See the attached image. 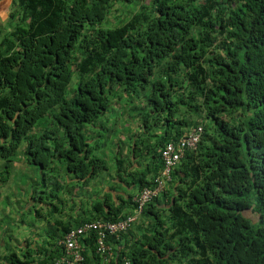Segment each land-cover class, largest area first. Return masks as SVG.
I'll return each instance as SVG.
<instances>
[{
	"label": "trees",
	"instance_id": "trees-1",
	"mask_svg": "<svg viewBox=\"0 0 264 264\" xmlns=\"http://www.w3.org/2000/svg\"><path fill=\"white\" fill-rule=\"evenodd\" d=\"M11 4L14 25L0 20L2 180L22 151L43 181L59 162L75 186L62 178L51 191L62 209L45 247L35 256L26 240L21 258L7 246L0 264H52L68 230L133 213L170 141L199 126L167 188L106 240V264H264V0ZM96 235L81 237L80 264H100Z\"/></svg>",
	"mask_w": 264,
	"mask_h": 264
},
{
	"label": "rangeland",
	"instance_id": "rangeland-1",
	"mask_svg": "<svg viewBox=\"0 0 264 264\" xmlns=\"http://www.w3.org/2000/svg\"><path fill=\"white\" fill-rule=\"evenodd\" d=\"M9 2L5 0L1 3V13L9 8ZM110 118L114 119L115 117L111 115ZM122 120L123 118L119 119L120 122ZM112 122L113 120H109L104 123V126L108 127ZM120 125H123V123ZM118 126L116 124V127L110 131L111 137L107 141L108 144L116 141L117 135H120L121 129ZM100 133L106 135V130L101 129ZM100 137L104 142L105 137ZM110 147L111 145L106 148L108 152ZM101 153L103 157H106L102 150ZM3 164L4 160L0 157V254L7 252L6 247L8 246L10 249L9 252L16 251L23 258L22 253L28 250L27 246H24V241L28 240L30 243L32 242L29 249H33L32 251H34V255L36 256L39 247H45L46 231L51 229V224H53L52 222L57 217L56 213L58 212H54L53 207L58 204L60 211L62 209L61 203L52 200L51 191L56 189L55 185H59L64 190V180L68 179L69 183L73 186H75V181L69 179L70 176L66 175L65 168H59L61 167V163L59 162H56V167L61 169L62 172H60L58 178L54 177L57 174L56 171L54 173L52 172L53 174L50 177H47L46 182L43 181L39 165L29 162L22 151H18L13 162L14 167L9 176L10 178L7 182H3L1 174ZM114 171V168L108 165L107 169L105 168L101 172L99 171V177L94 184H98V187H104L107 185L105 182V184L101 183L99 185L101 179L106 178V174L103 175V173L112 174ZM107 176L110 177V175ZM56 181L60 183L58 184ZM8 182L11 183L9 187L6 184ZM40 198H43L44 201ZM86 198H88L86 201H90L89 193H86ZM71 205V203H68V206Z\"/></svg>",
	"mask_w": 264,
	"mask_h": 264
},
{
	"label": "built area",
	"instance_id": "built-area-1",
	"mask_svg": "<svg viewBox=\"0 0 264 264\" xmlns=\"http://www.w3.org/2000/svg\"><path fill=\"white\" fill-rule=\"evenodd\" d=\"M2 0H0L1 3ZM202 128L193 127L188 134L181 137L178 144L169 143L163 151V170L161 175L156 179L157 187H145L135 197L136 209L135 214H140L146 204L155 197L158 192L163 189L166 182L171 180V170L179 162L184 154L185 149H196L200 141ZM136 220L135 215H128L117 221H94L85 223L77 228L68 230L59 241L63 246V253L55 258L52 264H80L84 260L83 252L85 246L81 245V237L88 236L91 232H96V247L97 253L102 256L100 264L110 262L111 258L115 256L113 248L106 242V240L121 232L127 231L131 224ZM82 241V240H81ZM99 264V263H97Z\"/></svg>",
	"mask_w": 264,
	"mask_h": 264
},
{
	"label": "clouds",
	"instance_id": "clouds-1",
	"mask_svg": "<svg viewBox=\"0 0 264 264\" xmlns=\"http://www.w3.org/2000/svg\"><path fill=\"white\" fill-rule=\"evenodd\" d=\"M189 132H190V131H189ZM189 132H188V133H189ZM188 133H187V134H188ZM185 135H186V134H185ZM185 135H183V136H185ZM183 136H182V137H183ZM170 143H174V142H171V141H170ZM162 170H163V168H162ZM172 170H173V168H172ZM172 170H171V173H172ZM159 175H161V174H159ZM158 177H159L158 175L155 176V178H154V180H153V184H152L151 186H146V187H150V188H153V189L156 188V187H157V183H156L157 181H156V179H157ZM171 181H172V176H171V180H169L168 182H166V183L164 184L163 189H162L160 192H158V194H157L155 197H153V199L156 198L159 194H161V192H163V191L167 188V186L171 183ZM144 188H145V187H144ZM144 188H142V189H144ZM142 189H141L140 191H142ZM140 191H139V193H140ZM139 193H138V194H139ZM138 194H137V195H138ZM137 195H135V197H136ZM134 199H135V198H134ZM153 199H152V200H153ZM152 200H151V201H152ZM151 201H150V202H151ZM134 203H135V208H134L133 213L128 214V215H135V216H136V220H135L133 223H135L136 221L140 220L141 214H142V212H143V211H142L140 214H135V209H136V202H135V200H134ZM148 203H149V202H148ZM148 203H147V204H148ZM147 204H146V205H147ZM143 210H144V209H143ZM128 215H127V216H128ZM133 223H132V224H133ZM132 224H131V225H132Z\"/></svg>",
	"mask_w": 264,
	"mask_h": 264
},
{
	"label": "crops",
	"instance_id": "crops-1",
	"mask_svg": "<svg viewBox=\"0 0 264 264\" xmlns=\"http://www.w3.org/2000/svg\"><path fill=\"white\" fill-rule=\"evenodd\" d=\"M3 1H5V0H2L1 1V3L3 2ZM6 1H10L9 2V5H8V9L6 10V11H4V12H2L1 13V9H0V20H1V22H4L3 24H5V25H11V24H13L14 25V21L13 22H11L10 20H7V18H8V16H9V14H10V9H11V3H12V0H6ZM1 3H0V5H1ZM1 7V6H0ZM2 242H4V240H2ZM3 256H5V253L4 252H2L1 254H0V259H2L3 258Z\"/></svg>",
	"mask_w": 264,
	"mask_h": 264
}]
</instances>
